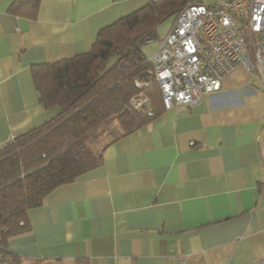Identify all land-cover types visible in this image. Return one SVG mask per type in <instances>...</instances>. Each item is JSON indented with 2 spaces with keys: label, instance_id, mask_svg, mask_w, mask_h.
Returning a JSON list of instances; mask_svg holds the SVG:
<instances>
[{
  "label": "crops",
  "instance_id": "0c3cea01",
  "mask_svg": "<svg viewBox=\"0 0 264 264\" xmlns=\"http://www.w3.org/2000/svg\"><path fill=\"white\" fill-rule=\"evenodd\" d=\"M151 1L0 0V147L59 112L42 106L34 65L90 52L102 28ZM119 130L101 166L28 211L31 231L9 252L27 264H264V87L254 75L239 67L198 104Z\"/></svg>",
  "mask_w": 264,
  "mask_h": 264
},
{
  "label": "trees",
  "instance_id": "16d2710c",
  "mask_svg": "<svg viewBox=\"0 0 264 264\" xmlns=\"http://www.w3.org/2000/svg\"><path fill=\"white\" fill-rule=\"evenodd\" d=\"M25 1L38 7L42 0ZM190 1H151L102 28L90 52L32 67L42 106L59 112L0 147V253L21 260L8 251V241L31 231L28 211L103 164L104 149L97 152L93 144L107 127L117 122L129 134L165 109L142 47L153 40L158 23ZM141 93L149 107L136 111L131 103Z\"/></svg>",
  "mask_w": 264,
  "mask_h": 264
},
{
  "label": "built area",
  "instance_id": "2783aa9c",
  "mask_svg": "<svg viewBox=\"0 0 264 264\" xmlns=\"http://www.w3.org/2000/svg\"><path fill=\"white\" fill-rule=\"evenodd\" d=\"M148 61L166 109L198 104L239 67L264 87V0L188 2Z\"/></svg>",
  "mask_w": 264,
  "mask_h": 264
},
{
  "label": "rangeland",
  "instance_id": "374dc122",
  "mask_svg": "<svg viewBox=\"0 0 264 264\" xmlns=\"http://www.w3.org/2000/svg\"><path fill=\"white\" fill-rule=\"evenodd\" d=\"M195 1L204 3L205 5H213L220 0H195ZM175 18H176V14L171 15L163 19L160 23H158L155 26V33H154L155 35L153 37V40L147 41V43H145L144 46L142 47L143 55L147 59H150L153 56V54L158 48L160 39H163V37L166 35L172 23L174 22ZM136 32H141V30L138 29ZM143 96H144L143 99L144 103L141 106L135 105L133 102L131 103V107L136 111L147 110V108L149 107L148 103H146V93H143ZM119 133H120L119 124L117 122H113L109 127L106 128V131L101 134V136L98 138L96 143L93 144L94 150L97 152H102L105 146L114 138H116L119 135ZM0 264H27V263L21 260H14L8 255L0 253ZM29 264H38V263H29Z\"/></svg>",
  "mask_w": 264,
  "mask_h": 264
},
{
  "label": "water",
  "instance_id": "95a60500",
  "mask_svg": "<svg viewBox=\"0 0 264 264\" xmlns=\"http://www.w3.org/2000/svg\"><path fill=\"white\" fill-rule=\"evenodd\" d=\"M149 41V40H148Z\"/></svg>",
  "mask_w": 264,
  "mask_h": 264
}]
</instances>
